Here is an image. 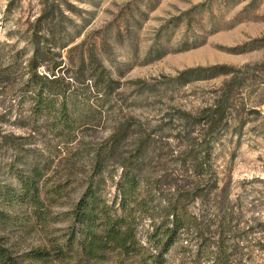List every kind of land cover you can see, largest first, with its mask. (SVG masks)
Returning <instances> with one entry per match:
<instances>
[{"label":"rangeland","instance_id":"1","mask_svg":"<svg viewBox=\"0 0 264 264\" xmlns=\"http://www.w3.org/2000/svg\"><path fill=\"white\" fill-rule=\"evenodd\" d=\"M45 44L104 67L67 112L29 70ZM0 247L264 264V0H0Z\"/></svg>","mask_w":264,"mask_h":264},{"label":"trees","instance_id":"2","mask_svg":"<svg viewBox=\"0 0 264 264\" xmlns=\"http://www.w3.org/2000/svg\"><path fill=\"white\" fill-rule=\"evenodd\" d=\"M200 6L202 5L192 7L186 11V14L196 12ZM68 59L69 61H66L62 52L57 51L55 47L45 44L29 62V70L32 73L42 72L46 75L49 89L60 99V107L64 112L68 111V102L71 98H87L90 95L93 81L98 79L104 70L102 63L94 55L85 57L82 52L79 59H70V57ZM83 231L81 247L88 256L95 258L92 250L100 237L93 232L91 224ZM0 259L7 264H20L5 247H0Z\"/></svg>","mask_w":264,"mask_h":264}]
</instances>
